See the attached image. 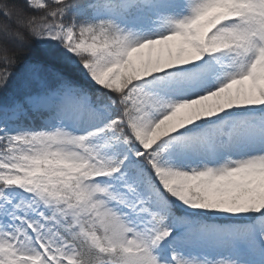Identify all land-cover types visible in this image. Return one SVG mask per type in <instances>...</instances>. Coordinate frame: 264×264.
I'll use <instances>...</instances> for the list:
<instances>
[{
  "label": "snow or ice",
  "instance_id": "1",
  "mask_svg": "<svg viewBox=\"0 0 264 264\" xmlns=\"http://www.w3.org/2000/svg\"><path fill=\"white\" fill-rule=\"evenodd\" d=\"M0 264H264V0H0Z\"/></svg>",
  "mask_w": 264,
  "mask_h": 264
}]
</instances>
